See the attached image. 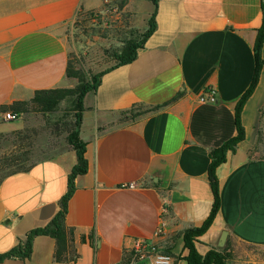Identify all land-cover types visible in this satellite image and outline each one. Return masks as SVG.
Instances as JSON below:
<instances>
[{
    "label": "crops",
    "instance_id": "1",
    "mask_svg": "<svg viewBox=\"0 0 264 264\" xmlns=\"http://www.w3.org/2000/svg\"><path fill=\"white\" fill-rule=\"evenodd\" d=\"M103 3L0 0V107L74 86L66 76V28L81 14H103ZM111 3L141 17L145 30L155 11V28L131 63L103 74L84 98L79 138L87 170L74 179L67 204L68 251L56 261L55 240L37 236L28 258L0 264H118L138 239L154 243L173 264H187L183 233L210 214V152L236 135L234 109L253 78L262 0H157L156 9L152 0ZM207 89L215 102H199ZM263 104L264 65L242 108L244 139L215 171L219 208L194 241L202 257L264 246V159L253 156ZM6 113L13 112H0V133L8 129ZM75 164L68 149L0 182V255L54 217Z\"/></svg>",
    "mask_w": 264,
    "mask_h": 264
},
{
    "label": "trees",
    "instance_id": "2",
    "mask_svg": "<svg viewBox=\"0 0 264 264\" xmlns=\"http://www.w3.org/2000/svg\"><path fill=\"white\" fill-rule=\"evenodd\" d=\"M152 4L154 9H156L157 0H152ZM261 8L263 13L262 24L257 30L253 46L255 61L253 78L248 89L237 101L234 109V125L236 128V135L225 141L220 147L213 149L210 152V164L207 170L208 181L213 197L210 214L200 228L187 229L183 233L184 249L186 251V255L183 257V260L187 264H226L231 257V252L226 249L222 251L210 250L202 257L197 254L194 247V241H196V239L208 229L219 208L218 181L215 175L216 168L225 162L226 154L228 152H234L237 144L244 139V129L241 124L242 108L247 99L252 95L259 79L260 70L264 65V61L261 58V49L264 42V0L261 3ZM154 15L155 11L149 18L147 28L141 35L140 39L130 38L126 40L121 49L112 55L115 63L110 68L100 72L99 74L91 76L90 78H86L84 73L71 66L69 60L66 68V76L70 79L76 80L75 86L72 88L36 91L32 99L28 102H18L9 107H0V112H4L9 109L15 113L18 118L21 114L27 112L29 106H35V108L43 114H51L56 111L60 102L64 100L69 101L70 111L73 113L74 124L67 135L66 141L76 155V164L72 167L71 172L68 175L67 191L60 200L58 212L45 227L30 231L23 242L19 243L10 251L0 255V262L4 259L23 260L28 258L32 252L33 239L37 236H48L53 238L56 244L54 259L56 261L64 259L68 251L69 237L71 235V229H69L65 224L67 204L74 192V179L77 176L85 174L87 170V162L84 157L85 144L79 138V128L84 111V98L88 93H92L97 89L103 74L116 67L129 64L136 58L137 50L143 46L144 40L153 32L155 28ZM141 113L143 114L146 112ZM16 160L17 159L8 158L2 162L5 168L4 170H1L0 182L11 174L17 171L26 170L33 165L31 164L27 167H23L20 166Z\"/></svg>",
    "mask_w": 264,
    "mask_h": 264
},
{
    "label": "rangeland",
    "instance_id": "3",
    "mask_svg": "<svg viewBox=\"0 0 264 264\" xmlns=\"http://www.w3.org/2000/svg\"><path fill=\"white\" fill-rule=\"evenodd\" d=\"M103 5V14H81L66 28L71 66L86 78L113 66L112 55L126 40L139 39L145 30L142 18L132 17L131 12L123 9L124 5L112 4L111 0ZM114 5L119 7V14L112 8ZM5 122L8 129L0 133V175L5 159H17L20 166L27 167L71 149L66 138L74 118L67 100L60 102L54 113L43 114L29 106L16 120ZM256 136L253 156L264 159V104L259 110ZM235 259L264 264V246L239 245L229 260Z\"/></svg>",
    "mask_w": 264,
    "mask_h": 264
},
{
    "label": "built area",
    "instance_id": "4",
    "mask_svg": "<svg viewBox=\"0 0 264 264\" xmlns=\"http://www.w3.org/2000/svg\"><path fill=\"white\" fill-rule=\"evenodd\" d=\"M107 0H104V3ZM215 92L207 89L202 93L199 102H215ZM16 114L6 113L3 115L5 121L16 120ZM123 187L134 188V184H126ZM118 264H173L172 257L157 250L156 245L145 239L135 240L133 246L125 253V258Z\"/></svg>",
    "mask_w": 264,
    "mask_h": 264
},
{
    "label": "water",
    "instance_id": "5",
    "mask_svg": "<svg viewBox=\"0 0 264 264\" xmlns=\"http://www.w3.org/2000/svg\"><path fill=\"white\" fill-rule=\"evenodd\" d=\"M263 1V0H262ZM224 238H225V233L223 234V236H222V241H224Z\"/></svg>",
    "mask_w": 264,
    "mask_h": 264
}]
</instances>
